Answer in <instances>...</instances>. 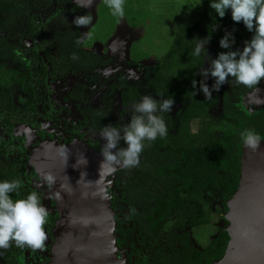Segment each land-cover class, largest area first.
<instances>
[{
  "label": "trees",
  "instance_id": "trees-1",
  "mask_svg": "<svg viewBox=\"0 0 264 264\" xmlns=\"http://www.w3.org/2000/svg\"><path fill=\"white\" fill-rule=\"evenodd\" d=\"M184 12L164 59L157 66L146 67L142 82L144 92L173 99L183 107L174 119L166 112L157 113L166 123L167 135L145 141L140 163L130 169L119 168L111 189L115 192L111 204L118 211L117 245L127 248L128 264H210L220 258L229 239L226 227L218 229L203 249L190 241L189 230L210 222L213 201L222 212L227 211V200L240 178L241 134L254 131L264 140V111L247 114L231 101L250 88L235 82L234 87H220V97L213 91L211 98H205L200 86L205 83L201 71L207 57L203 53L193 55L197 40L203 38L209 40L205 47L211 59L229 51L219 44L226 32L235 37L231 50L242 51L254 32L248 31L242 21L234 22L231 9L220 18L210 7V0H200ZM77 17L90 18V14L69 0H0V130H11V125L35 112L31 99L19 106L12 102L16 87L35 99L47 75L62 76L101 62L97 53L77 43L81 28L73 23ZM23 37L36 40L35 47L49 62L48 73L39 55L26 48ZM8 60L22 64L25 72L18 73ZM139 94L131 86L121 99H132L134 104ZM218 101L220 114L213 118L209 109ZM92 112L98 122L101 118L107 122L104 112ZM130 119L122 121L118 117L112 126L120 129L123 124V128ZM119 147H126L123 140ZM10 152L7 140L0 137V182L19 180L21 186L11 196L24 199L35 191L24 181L25 162L21 158L10 161ZM48 218V226L53 225L50 215ZM223 221L227 226L228 221ZM25 247L13 242L1 249L0 262H9Z\"/></svg>",
  "mask_w": 264,
  "mask_h": 264
},
{
  "label": "water",
  "instance_id": "water-1",
  "mask_svg": "<svg viewBox=\"0 0 264 264\" xmlns=\"http://www.w3.org/2000/svg\"><path fill=\"white\" fill-rule=\"evenodd\" d=\"M263 103L257 99L254 106ZM82 154L87 165L80 162ZM101 161L99 153L78 140L49 144L31 156L30 163L50 186L58 213L47 264H127L117 245L115 209L108 192L112 180ZM240 162L238 186L227 200L229 239L223 255L210 264H264V140L255 151L243 144ZM48 176L54 182L49 183Z\"/></svg>",
  "mask_w": 264,
  "mask_h": 264
},
{
  "label": "clouds",
  "instance_id": "clouds-1",
  "mask_svg": "<svg viewBox=\"0 0 264 264\" xmlns=\"http://www.w3.org/2000/svg\"><path fill=\"white\" fill-rule=\"evenodd\" d=\"M92 2L93 0H86V3L81 4V0H76V3L85 7H91ZM105 2L112 9L113 15L124 17L125 0ZM210 7L220 18L231 9L232 20L237 23L242 21L254 35L250 41L245 42L241 51L231 50L235 37L230 32L225 33L219 44L221 48L229 51L220 52L215 59L210 58V66L202 70L201 75L205 81L211 76L214 83L211 87L204 83L200 90L205 98H211L212 92L219 91L220 87L228 83L229 77L247 88L258 86L264 80V0H210ZM73 23L77 27L87 26L90 18L77 17ZM208 43V38L198 39L193 55H206L205 45ZM73 59L76 57L73 56ZM192 85L196 88L197 82L193 81ZM173 106V99H163L158 103L154 97L144 95L139 102L132 105L134 114L127 126L122 129L111 125L103 128L100 131V136L105 141L101 166L107 165L110 174L119 168L130 169L137 166L145 148V141H154L168 133L165 121L157 113L171 112ZM241 135L246 147L253 151L260 147L261 137L254 131H246ZM121 140L126 147H119ZM80 162L87 165V158L83 154ZM46 179L49 183L54 182L51 176ZM20 186L19 180L0 182V249L10 247L13 242L17 247L41 249L47 240L45 225L48 209L40 202L36 192L30 193L24 199L14 200L11 193L16 192Z\"/></svg>",
  "mask_w": 264,
  "mask_h": 264
},
{
  "label": "flooded vegetation",
  "instance_id": "flooded-vegetation-1",
  "mask_svg": "<svg viewBox=\"0 0 264 264\" xmlns=\"http://www.w3.org/2000/svg\"><path fill=\"white\" fill-rule=\"evenodd\" d=\"M22 41L26 48L33 49L35 53L39 55L48 73L50 71L49 62L45 56L42 55V51L35 47L36 40H31L29 37H23ZM98 55L101 62L94 64L90 68H82L81 70L78 69L73 72H67L62 76L51 77L47 75L44 85L38 86L35 99H33L29 93L16 87L11 94L12 102L19 106L24 103V101L31 99L34 102L35 112L30 118L26 117V120L18 121L15 125H11V130L9 127H5L4 131L0 130V137L7 140L9 150L11 151L10 154H8L10 161L19 158L23 159L25 162V173H23L24 181L29 184L30 189L39 194L40 202L42 204L44 202L43 194L45 190L48 194V205L50 204L53 208L49 210L48 213L51 216V221L53 220L54 223L53 225H49V227V218H47L45 229L49 231V242L46 246L44 245V247L41 248V250H46L48 256L52 253V246L55 242L54 228L56 227L58 219V213L55 208L56 201L50 192V186L41 178L37 168L30 163L31 156L34 153H37V151L44 150L49 144L68 145L74 140L86 143L101 155L105 141L101 138L100 131L106 126H112L114 119L119 117L122 121H127L134 114L131 110V104H133L131 101L132 99H128L127 101L126 99H121V94L131 86L136 87L137 91L142 90L141 92L139 91V96L144 94L141 81H139L138 78L129 76V74H126L123 69L117 71L116 74H105L104 72H109L108 68L109 64H111V58H107L110 57L108 55L106 58H103L100 54ZM164 57L165 55H163L162 58L164 59ZM136 60H134V63H140V61H143L140 59ZM162 60L154 66L159 65ZM7 62L8 65L10 64L22 68L21 72L18 73L25 72V68L22 64L10 60ZM148 66L153 65H146V67ZM146 67H144L143 70L142 80L145 76ZM15 69L19 71L17 68ZM17 89H20L25 96L24 100L20 103L14 100V94ZM105 90L106 92L104 94L102 93V95L106 96L105 102H102L101 104L98 102L94 105L91 104L94 95L97 92L100 93ZM150 94L157 101L163 100L155 94ZM113 98L120 102V108L116 116L111 114L112 109L110 103H114ZM259 99H264V96ZM92 110L101 111V113L104 112L103 115L107 116V122L105 123L102 118L98 122L99 118L92 117ZM263 111L264 108L261 110H254V112L251 113ZM96 116L100 117L101 115L97 112ZM170 117L171 119H174L175 115H170ZM23 125L26 127V131L21 128ZM122 126L123 124H121L119 128L121 129ZM116 172L108 175V179L112 180L111 187L108 188V192L111 194L110 198H112L115 193L111 192V189L113 188V181ZM37 182L40 183L39 188L35 184ZM113 208L115 209L116 214L118 211L115 207ZM53 216H55V219H53ZM118 247L125 256L128 264L127 248L123 246ZM26 249H28V246L23 248L20 253L13 255L9 262L2 263L1 261L0 264H17L19 256H21ZM36 254L41 253L37 252ZM48 256H43L39 263L33 261L31 264H47L49 262ZM20 264H25V262H21Z\"/></svg>",
  "mask_w": 264,
  "mask_h": 264
},
{
  "label": "rangeland",
  "instance_id": "rangeland-1",
  "mask_svg": "<svg viewBox=\"0 0 264 264\" xmlns=\"http://www.w3.org/2000/svg\"><path fill=\"white\" fill-rule=\"evenodd\" d=\"M69 1L79 7L87 9L90 14V23L80 28L79 40L81 41V47L83 49L100 54L103 58H106L107 55L110 56L107 57L111 58V64H109L108 68L109 72H104L105 68L103 72L111 75L123 69L126 74L138 78L142 83L144 67H146V65L158 64L163 59L162 57L180 23L181 16L185 13L184 11L196 5L200 0H125V15L122 18L112 14V9L107 5L105 0H93L91 7L81 6V4L86 3V0H81V4L76 3V0ZM182 9L185 10L183 11ZM206 57V65L203 70L208 68L211 63L210 58H212V56L209 51H207ZM136 59L143 61L134 63ZM11 68H17L19 72L22 70V68L14 65H11ZM205 83L211 87L214 83V79L209 76ZM228 84L234 87L235 80L231 79L223 86H227ZM231 87L230 89H232ZM139 91L141 92L142 90ZM105 92L106 90L100 93L97 92L91 104L94 105L97 102L100 104L105 102L106 96L102 95V93L104 94ZM217 92L218 97H220L222 92L221 89ZM144 95L152 96L148 91H145L136 101L138 100L139 102ZM262 96H264V80L255 88L242 92L237 100L232 98L231 101L235 106H238L245 113L249 114L254 112V110L256 111L264 108L263 104L256 107L254 106V101ZM24 98L25 96L22 91L17 89L14 94V100L20 103ZM113 100L114 103H110L112 109L111 114L116 116L120 108V102L114 98ZM132 105L133 104H131V109ZM181 107H183V103L174 104L171 112L166 113L174 116ZM209 112L213 118L220 114L219 101L214 107L209 109ZM231 126L234 127V122L231 123ZM35 184L39 188L40 183L37 182ZM47 198L48 194L45 190L43 194V205L49 211L53 208L50 204L48 205ZM211 210V220L208 224L196 230L185 229L190 231V240L198 249H203L207 246L218 229L226 227L227 230L228 225L225 226L223 221L227 220L226 213L221 211L219 204L212 202ZM45 231L47 240L44 245L46 246L49 242V231L46 229ZM37 252L41 254H36ZM50 255L48 256L46 250L28 247V249L19 256L17 264L21 262L31 264L33 261L39 263L43 256H48L50 261Z\"/></svg>",
  "mask_w": 264,
  "mask_h": 264
}]
</instances>
